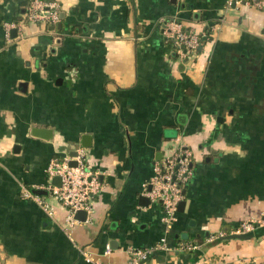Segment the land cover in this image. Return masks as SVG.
I'll return each mask as SVG.
<instances>
[{
  "label": "crops",
  "instance_id": "1",
  "mask_svg": "<svg viewBox=\"0 0 264 264\" xmlns=\"http://www.w3.org/2000/svg\"><path fill=\"white\" fill-rule=\"evenodd\" d=\"M33 1L0 0V264H123L162 237L140 264H264V227L210 239L264 212V0H36L57 4L55 24L28 18ZM172 20L201 36L192 56L163 33ZM179 148L193 173L167 227L142 184ZM79 149L101 190L69 227L43 188L60 183L50 159Z\"/></svg>",
  "mask_w": 264,
  "mask_h": 264
},
{
  "label": "built area",
  "instance_id": "2",
  "mask_svg": "<svg viewBox=\"0 0 264 264\" xmlns=\"http://www.w3.org/2000/svg\"><path fill=\"white\" fill-rule=\"evenodd\" d=\"M258 5L263 6L264 2ZM58 15L59 9L54 2L43 3L35 0L28 6V18L35 22L55 24L58 21ZM163 33L173 43L179 58L192 56L200 45L201 36L192 29L184 28L175 20L164 22ZM74 158L76 165L71 166L69 163L72 157L66 154L62 157H52L46 166V173L50 179L58 177L60 183H48L43 188L52 200L59 202L66 210V223L69 227L78 223L75 214L79 210H84L87 214L92 212L96 196L101 190L98 173L89 163H85L84 151L79 149ZM192 173L190 152L186 148L173 149L160 161L154 163L152 175L142 184V194L152 202H161L163 209L161 220L167 227L176 220L178 204L184 199V186ZM21 194L23 198L30 199L41 206L50 217L54 215L55 209L51 199L27 186L21 187ZM258 227H264V212L260 218L243 220L228 231L213 234L210 239L214 240L228 234L246 233ZM197 247L194 242H181L178 248L181 251H187ZM159 249H166L164 237L157 244L147 248H130L128 260L123 264H140ZM109 252L110 246L106 245L105 253ZM82 255L90 264H107L91 252L83 251Z\"/></svg>",
  "mask_w": 264,
  "mask_h": 264
},
{
  "label": "water",
  "instance_id": "3",
  "mask_svg": "<svg viewBox=\"0 0 264 264\" xmlns=\"http://www.w3.org/2000/svg\"><path fill=\"white\" fill-rule=\"evenodd\" d=\"M59 26V25H58ZM14 32V31H13ZM33 135L37 136V137H43V138H50L47 137V134H45V131H38V132H33ZM71 155H76L75 152H71ZM71 166H75L76 162L74 160L70 161L69 163ZM59 179L58 177H54L53 181L54 183L56 182L55 180ZM57 184V183H56ZM38 193H41L40 190H36ZM184 201L182 200L179 204H178V210L181 211L183 209L184 206ZM75 218L78 220H85L86 218V211L84 210H79L76 214H75ZM255 235L254 231H250V232H246V233H241V234H228L226 236H223L220 239H231V238H237V239H241V240H245V239H250Z\"/></svg>",
  "mask_w": 264,
  "mask_h": 264
}]
</instances>
